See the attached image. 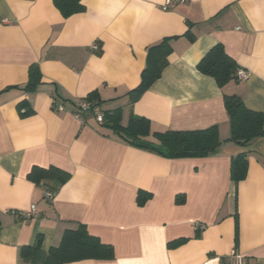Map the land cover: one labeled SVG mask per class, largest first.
Masks as SVG:
<instances>
[{"label": "crops", "instance_id": "crops-1", "mask_svg": "<svg viewBox=\"0 0 264 264\" xmlns=\"http://www.w3.org/2000/svg\"><path fill=\"white\" fill-rule=\"evenodd\" d=\"M164 2L82 0L84 12L64 19L52 0H0V264H22V247L39 237L47 251L78 225L112 246L114 259L70 264H230L232 252L242 264H264V137L244 146L226 142L223 103L234 95L264 113V0H187L162 11ZM166 38H174L168 66L130 104L146 48ZM95 43L98 52L90 49ZM218 44L248 82L220 89L198 72ZM33 64L41 80L26 93ZM91 92L102 112L121 108L122 126L130 115L148 120L151 133L215 126L221 145L194 159L131 147L93 116L75 118L76 104ZM25 110L31 113L21 116ZM240 154L247 174L235 187L230 163ZM34 167L69 174L51 202L43 198V182L27 178ZM138 191L151 194L142 207ZM31 206L34 214L18 216ZM178 239L184 243L167 247Z\"/></svg>", "mask_w": 264, "mask_h": 264}, {"label": "trees", "instance_id": "trees-1", "mask_svg": "<svg viewBox=\"0 0 264 264\" xmlns=\"http://www.w3.org/2000/svg\"><path fill=\"white\" fill-rule=\"evenodd\" d=\"M54 7L64 19L84 12L82 0H52ZM190 27V25H188ZM185 37L193 42L194 37L187 32ZM174 38H166L159 43L146 48L145 67L140 75V84L127 93L130 104L137 102L141 96L161 77L162 72L168 66V57L172 53L171 41ZM200 74L212 78L217 87L222 89L230 82H237L235 72L238 69L236 63L225 53L222 45L212 47L197 65ZM41 75L39 68L33 64L28 69V81L22 88L26 93H33L39 85ZM93 102L100 107L97 92H91L81 99ZM223 103L228 116L230 137L226 142L244 146L257 138L264 137V113L252 112L245 108L242 100L237 96L224 95ZM58 105L56 101L53 103ZM24 108V103L18 104V110ZM31 113L25 110L20 113L26 116ZM87 115V114H86ZM86 115H83L84 118ZM121 108L112 111H103V122L98 123L104 129L111 131L127 145L141 149L166 159H194L204 158L215 152L221 145L217 127L213 126L198 131H166L163 133H151L150 123L142 117L130 115L125 126L121 124ZM247 174V159L244 154L233 158L230 163V182L237 186ZM28 180L35 184L43 182L44 192L49 191L54 195L59 188L69 179V174L55 167L41 169L32 168L27 176ZM151 194L138 191L136 204L142 207ZM184 196L175 197V203H184ZM235 243L238 237L237 217H235ZM184 243L183 239L168 243L169 249ZM22 264H70L86 260L114 259L112 246L103 244L97 237L88 233L86 226L78 225L75 230H65L60 243L47 251L41 248V239L38 237L31 246L20 249Z\"/></svg>", "mask_w": 264, "mask_h": 264}, {"label": "built area", "instance_id": "built-area-1", "mask_svg": "<svg viewBox=\"0 0 264 264\" xmlns=\"http://www.w3.org/2000/svg\"><path fill=\"white\" fill-rule=\"evenodd\" d=\"M186 1L187 0H165L164 4L161 6V10L162 11L172 10L179 5L185 4ZM3 23L8 24L7 20H3ZM90 49L93 52H98L100 48H99L98 44L95 43L90 47ZM249 77H250V75L246 71H244L240 68H238L235 72V78H236L237 82H239V83L240 82L241 83L242 82H248ZM54 108L57 111L62 110V106H60V105L54 104ZM86 114H90V116H93L97 123L103 122V112L98 106H96L93 102L90 103V102H87L85 100H80L76 104V110L74 112V116H75V118L82 120L83 119L82 116L86 115ZM43 198L46 201L51 202L54 198V194L49 192V191H45L43 194ZM35 211H36L35 206H31L29 212H27L26 214L19 213L18 216L21 218H24V217L28 218L32 214H34ZM196 229H198V228L196 227ZM229 257L231 259L230 264H242L240 256L236 255L235 252H232Z\"/></svg>", "mask_w": 264, "mask_h": 264}, {"label": "rangeland", "instance_id": "rangeland-1", "mask_svg": "<svg viewBox=\"0 0 264 264\" xmlns=\"http://www.w3.org/2000/svg\"><path fill=\"white\" fill-rule=\"evenodd\" d=\"M180 6V5H179ZM178 7V6H177ZM87 115H90V114H87Z\"/></svg>", "mask_w": 264, "mask_h": 264}]
</instances>
